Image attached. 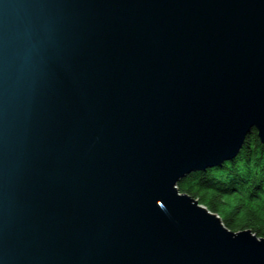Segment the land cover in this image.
Here are the masks:
<instances>
[{"label":"water","instance_id":"1","mask_svg":"<svg viewBox=\"0 0 264 264\" xmlns=\"http://www.w3.org/2000/svg\"><path fill=\"white\" fill-rule=\"evenodd\" d=\"M264 147V0H0V264H264L176 183Z\"/></svg>","mask_w":264,"mask_h":264},{"label":"trees","instance_id":"2","mask_svg":"<svg viewBox=\"0 0 264 264\" xmlns=\"http://www.w3.org/2000/svg\"><path fill=\"white\" fill-rule=\"evenodd\" d=\"M176 187L218 215L227 230L264 236V147L255 130L247 134L233 159L190 172Z\"/></svg>","mask_w":264,"mask_h":264},{"label":"rangeland","instance_id":"3","mask_svg":"<svg viewBox=\"0 0 264 264\" xmlns=\"http://www.w3.org/2000/svg\"><path fill=\"white\" fill-rule=\"evenodd\" d=\"M207 169H209V168H207ZM206 170V169H205ZM204 170H202V172H203Z\"/></svg>","mask_w":264,"mask_h":264},{"label":"bare ground","instance_id":"4","mask_svg":"<svg viewBox=\"0 0 264 264\" xmlns=\"http://www.w3.org/2000/svg\"><path fill=\"white\" fill-rule=\"evenodd\" d=\"M194 172V171H193Z\"/></svg>","mask_w":264,"mask_h":264}]
</instances>
